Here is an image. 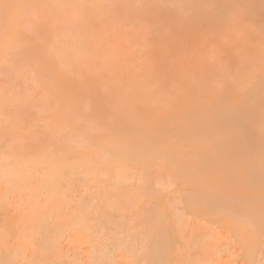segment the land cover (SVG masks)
<instances>
[{"label": "bare ground", "instance_id": "obj_1", "mask_svg": "<svg viewBox=\"0 0 264 264\" xmlns=\"http://www.w3.org/2000/svg\"><path fill=\"white\" fill-rule=\"evenodd\" d=\"M40 1L44 3L45 0H0V74L10 75L9 70L14 68L12 73L16 76L11 74L10 77L16 78L19 74L17 78L20 79L21 75L34 70L35 73L30 71L29 76L35 77L52 99L49 104L40 107L41 111L47 112L46 117L42 116L45 112L41 114L39 110L42 117L34 121L32 116L27 117L28 114L22 111L26 117L23 121L21 116L18 121H23L21 125L17 123V126L12 125L14 129L11 126L7 128L10 121L6 120L7 125L4 126L6 133L9 130V134H14L19 141L27 138L29 142L25 143L26 139L20 142L23 144L0 141V183H3L0 188V215H5L0 221V264H13L18 256L21 258L17 260L21 259L22 264H138L143 259L147 260L146 264L150 261L168 264L170 253L171 258L178 255L175 244L181 243L185 247L192 242H187L190 239H193V247L196 246L194 251L190 247L192 249L188 254L195 260H190V264H221L224 258L217 247L219 242L216 244L219 240H215L219 239L218 234L210 239L208 233L213 231L215 225L212 224L218 226L226 221L235 222L229 223L240 230L238 235L235 233L237 237L234 239L242 250L241 264H264V0H58V5L55 3L56 6L50 10L48 5V10L46 8L48 2L41 6ZM109 2L116 5L112 7ZM48 4L50 8L53 5L51 2ZM28 6L35 10L34 15L37 14L41 21L36 23L42 32L39 38L44 41L35 42L37 46L33 43V39L37 38L34 34L39 32L37 24L31 25L37 31L33 37L30 36L32 40L29 36L24 38V34L32 32H28L30 27L25 28L24 22L30 20L31 24L34 19L30 15L27 18L30 13ZM34 7H39V12H43V7L47 13L53 11L49 15L44 12L42 16L47 14L50 18L52 13L58 15L56 19H51L55 23L64 22L63 26L59 25L61 30L57 27L63 38L56 33V27L52 28L53 22L47 16L41 17ZM106 7L115 10L109 9L112 14L115 13L110 18ZM103 16L108 19L107 22L113 21L114 26H109L111 23L104 18L101 20ZM40 17L48 20L42 23ZM101 21L104 23L101 24ZM131 22L134 28L129 27ZM101 25L108 27L107 30ZM105 30L111 31V34ZM103 33L112 35L107 36L108 40L111 38L110 46L104 42L106 38L103 36L106 35ZM52 34H57L62 40L66 35L76 36L77 41L82 34L89 38L73 44L72 49L60 39L64 43L56 41L59 44L55 43L53 50V41L59 38L55 36V40L50 41ZM61 44L67 48L63 45L66 49H62ZM78 45V51L75 48L73 52V46ZM39 46L40 50L37 49ZM135 47H138L137 51L128 53L127 50ZM33 49L39 51L34 50V53ZM102 49L103 54L107 51L104 56L101 51L100 55L97 53ZM67 50H72V53ZM54 52L57 55L60 53L61 58L53 59ZM10 53L30 60L26 62L29 67L24 61L26 66L22 64L25 68L22 66L21 71L27 69V73H18V68L22 69L19 67L21 59H9L13 57ZM91 53H97L95 58L101 55L102 58L92 61L90 68L84 67L89 63L85 59ZM65 58L72 64H67ZM82 58L86 63H81L84 70L82 65L78 67V60L82 62ZM12 60L16 62L13 64ZM35 61L43 63L30 66V62ZM65 63L69 65L66 68L75 65L73 71L70 68L67 72ZM8 78L7 83L0 80L10 87L15 78H10V83ZM101 85L104 92L99 93L97 88ZM3 86L0 85V94L4 91L2 95L7 89L3 90ZM15 86L11 89L14 90ZM2 95L0 98H3ZM31 101L23 102L32 107ZM0 104L1 109L3 103ZM17 106L21 108V105ZM80 118L97 119L104 126H100L102 130L100 128L99 134L93 135L92 139L86 136L89 146L72 140L79 131H86V124L83 129H78L82 126ZM66 128L73 135L71 141L65 139L62 133L60 135L61 130ZM205 157L210 164L208 159L205 161L207 164L204 163ZM130 170L135 174V180L141 181L136 187L144 195L141 198L149 202L150 217H156L142 228H131L135 231L121 226L119 222H126L115 218L114 206L109 200L100 198L99 204H85L80 198L81 190L91 179L92 182L95 179L113 187L116 183V198L111 199L123 201V182L130 180L128 178L131 177L127 178ZM227 170L229 173L236 171L233 179L230 176L229 180L226 178L229 174ZM169 179L171 184L176 183L175 191L184 199L183 209L189 216L193 214L195 220L199 218L203 222L206 218L204 224L210 222L212 228L210 225L207 229L205 225L204 228L201 224L196 225L194 220L196 229L194 227L191 231L192 234L196 231L194 236L189 231V236L188 232L187 236L182 232L186 240L180 239L178 222L174 219L172 204L166 193L171 186ZM25 191L29 192L25 199L27 207L11 210L13 197H20ZM218 194L231 201L236 198L234 203L237 202L229 205L231 201L226 200L229 203L226 205L223 202L225 199L222 198V203ZM7 210L16 211L12 215ZM144 210L139 207L133 213L136 217L133 219L143 221ZM67 232L69 243L77 252L85 245V260L77 252L81 259L67 254L68 250L63 245ZM142 233L147 236L146 246H143L146 250L138 254V243L143 242ZM165 245H168L167 249L173 246V253L170 249L167 257L161 255ZM183 262L186 263V260ZM174 263L171 261L170 264Z\"/></svg>", "mask_w": 264, "mask_h": 264}, {"label": "rangeland", "instance_id": "obj_2", "mask_svg": "<svg viewBox=\"0 0 264 264\" xmlns=\"http://www.w3.org/2000/svg\"><path fill=\"white\" fill-rule=\"evenodd\" d=\"M56 1H58V0H55V2H54V1L52 2V0H47V1L45 0L44 3H42V1H40V2H41V4H42L41 6L45 5L46 2H48V3L51 2V4H53V5H51V8H50V4H48V3L46 4V6H47V5L49 6V10H50V9H53L52 6H54V5L56 6V4L58 5L59 2H56ZM128 1H130V0H128ZM61 2H63V0H61ZM107 2H108V1H107ZM110 2H112V1H110ZM110 2H109V4H111ZM134 2H135V1H134ZM55 3H56V4H55ZM115 3H116V2H115ZM113 5H116V4H113ZM113 5L111 4L110 6L113 7ZM132 5H134V4H132ZM48 6L46 7L47 10H48ZM29 7H30V6H28V10H30V13L28 12V17H27V18L29 19V15H30V18H31V16H32V18H34V19H32V21H31L32 23H31V24H29V23H30V20L28 21V23H27V22H24V25H25V26H24V25H22V26H24L25 28H26V27L33 28V26H31V25H32L33 23L36 25V24H37L36 22H37V20H38V18H37L38 16H36L37 14L34 15V13H35L34 11H35V10H33L32 7H30V9H29ZM108 7H109V6H108ZM34 8H36L37 11H38V8H39V7H34ZM40 8H41V7H40ZM46 8H45V7H43V9L41 8V9L43 10V12H41V11L39 12V11H38V12L40 13L41 17L47 16V14L49 15L51 12H53V11H51V12L49 11V13H47L48 11H47V12L45 11ZM106 8H107V7H106ZM110 8H111V7H110ZM110 8H107L106 10H109ZM44 9H45V10H44ZM111 9H112V8H111ZM111 9H110V10H111ZM106 10H105V12L107 13ZM110 10H109L110 13L108 12V15L110 14L109 18L115 14L114 12H113L114 14H112ZM112 10H113V9H112ZM113 11H115V10H113ZM32 12H33V13H32ZM38 12H37V13H38ZM44 12H46L47 14L44 15V16H42V13H44ZM58 13H59V12H58ZM44 14H45V13H44ZM116 14H117V13H116ZM33 15H34V16H33ZM51 15L54 16L53 13H52ZM104 15H105V14H104ZM117 15H118V14H117ZM35 16H36V17H35ZM53 16H51L50 18H49V16H47V17L49 18V20H51V22H53L52 24H54V25H53L54 27H52V24H51V22H50V26H51L52 28H54V29H55V27H56V31L58 30V28H59V30H61V27H59V25H60V23H61V25L63 26L64 24H62V23H64V22H63V21H59V22H58L59 24H58L57 22L55 23V21H54V20L52 21L51 18H55V19H56V17H57L58 15L56 14L54 17H53ZM41 17H40V18H41ZM106 17H108V16L106 15ZM116 17H117V16H115V18H113V20L116 19ZM44 18H46V17H44ZM44 18H41V19H43V20H42V21H43L42 23H44V21L46 20V19H44ZM102 18H104V16L101 17V20H102ZM28 19H26V20H28ZM117 19H118V18H117ZM26 20H25V21H26ZM34 20H36V21H34ZM47 20H48V19H47ZM47 20H46V21H47ZM104 20H106V22H107L108 19H107V18H106V19L104 18ZM109 20H110V19H109ZM33 21H34V22H33ZM39 21H40V20H38V22H39ZM57 21H58V20H57ZM115 21H117V20H115ZM48 22H49V21H48ZM101 22H102L101 24L104 23L103 21H101ZM106 22H105V23H106ZM112 22H113V21H112ZM112 22H111V20H110V22L108 21L107 23H111V24H112V25L110 24L109 26H114V24H113ZM25 23H27V26H26ZM39 23H41V21H40ZM45 23H46V22H45ZM107 23H106V24H107ZM57 24H58V25H57ZM44 25H45V24H43V26H44ZM46 25H47V23H46ZM48 25H49V24H48ZM48 25H47V26H48ZM130 25L133 26V28H134V25L132 24V22H131V24H129V27H131ZM38 26H39V25L37 24V29L39 30L38 33H40V34H38V33L34 34V35H37V36H35V38H36V37L39 38V35H40V37H42V35H41L42 32H40V29H39ZM50 26H49V27H50ZM101 26H104V25H101ZM106 26H107V25H106ZM24 27H23V29H25ZM34 27L36 28V26H34ZM41 27H42V25H41ZM51 27H50V28H51ZM57 27H58V28H57ZM30 28H27L28 32H29L30 30H32V32H31V31L29 32L30 34L27 32V30H26V31L24 30V32H26V33H28V34H24V33H23V34H24V38H25V39L28 38V36H29V39L32 40L31 37H33V33H34V32H37V31H35L34 28H33V29H30ZM44 28H46V27L44 26L43 29H42V28H41V29L45 32ZM52 28H51V30H53L52 32L54 33V29H52ZM104 28L107 30L108 27L106 28V27L104 26ZM111 28H112V27H111ZM127 28H128V27H127ZM127 28H126V32L129 30V29L127 30ZM23 29H22V30H23ZM42 30H41V31H42ZM59 30H58V31H59ZM106 30H105V31H106ZM109 30H110V29H109ZM109 30L106 31V33L109 32ZM111 30H112V29H111ZM133 30H134V29H133ZM58 31H57L56 33H58ZM22 32H23V31H22ZM109 33L111 34V31H110ZM127 33H128V32H127ZM54 34H55V33H54ZM58 34H61L60 37L63 38V37H62V35H63L62 32H60V33H58ZM67 34H69V33H67ZM103 34H104V33H103ZM107 34H108V33H107ZM129 34H130V33H129ZM31 35H32V36H31ZM49 35H50V34H49ZM82 35H83L84 37H83ZM82 35H81V36L79 35L80 38L82 37V39L79 38V40H80V41L78 40L79 42L76 40V39H77L76 36L72 37L73 35H71V36H69V37L66 35L67 37L64 36V39H63V40L66 41V42L71 46V47H69V45H67V43H65V44L68 46V48H69V49H70V48L72 49V45H73V44H76V45H77V44L83 42L84 38H85L84 41H86L87 38H89V37H87V36L84 35V34H82ZM104 35H106V34H104ZM22 36H23V35H22ZM25 36H26V37H25ZM30 36H31V37H30ZM44 36H46V35H44ZM44 36H43V37H44ZM53 36H54V35L52 34V37H53ZM55 36H56L57 38H59V39H58V40H57V39L55 40V38H56ZM55 36H54V38L50 37V41H51L52 39L55 40V41H53L54 43L52 42L53 45H52V43L50 44V45L53 46V47L50 46L51 48H53V50L55 49V47H54V46H55V45H54L55 43H57V44H59V43H64V42H61V41H63V40H62L57 34H56ZM107 36L111 37L112 35H106V36H103L104 39L106 38V41L104 40V42L107 43V44L110 46V44H109L110 42H109V41H110L111 38L108 37V38H109V40H108V39H107ZM46 37H48V36H46ZM77 37H78V36H77ZM86 37H87V38H86ZM128 37H129V36H128ZM128 37H127V38H128ZM37 38H36V39H33V40H35L33 43H35V42H40V43H41V42H42V40H43L42 38H39V39H37ZM44 38H45V37H44ZM127 38H125V39H127ZM21 39H22V38H21ZM60 39H61V41H59ZM102 39H103V38H102ZM40 40H41V41H40ZM47 40H48V39H47ZM81 40H82V41H81ZM107 40H108V41H107ZM129 40L131 41L130 38H129ZM129 40H127V41H129ZM29 41H30V40H29ZM43 41H44V40H43ZM56 41H59V43L56 42ZM75 41H76V43H75ZM100 41H101V38H100ZM22 42H23V41H22ZM31 42H32V41H31ZM31 42H30L29 44H31ZM102 42H103V41H102ZM102 42H101V43H102ZM124 42H125V41H124ZM46 43H47V41H46ZM105 43H102V44L105 45ZM128 43H129V42H127V44H128ZM131 43H132V41H131ZM131 43H129V44H131ZM25 44H26V43H24V45H25ZM37 44H38V43H37ZM47 44H48V43H47ZM47 44H45V45H47ZM127 44H126V48L128 47ZM133 44L135 45V43H133ZM35 45H36V43H35ZM39 45H41V44H39ZM42 45H43V44H42ZM63 45H64V44H63ZM63 45L61 44L62 49H66L67 46L64 45V47H66V48H64ZM80 45H81V44H80ZM80 45H78V46H76V47L73 46V52H74V49H75V48H76L77 51H78V48H77V47H80ZM21 46H22V45H21ZM36 46H37V45H36ZM136 46H138V45H136ZM22 47H23V46H22ZM28 47H29V46H28ZM33 47H35V46H33ZM58 47H59V45H58ZM103 47L105 48V46H103ZM138 47H139V46H138ZM138 47H137V48H138ZM20 48H21V47H20ZM29 48H30V47H29ZM56 48H57V46H56ZM106 48H107V45H106ZM106 48H105V49H106ZM126 48H125V49H126ZM137 48L135 47V49H133V50H127V51H129L128 53H131V54H132V52H130V51H133V53H134V52H135L134 50L137 51ZM139 48H140V47H139ZM26 49H27V48H26ZM31 49H32V48H31ZM37 49L40 50V46H39ZM100 49H101V48H100ZM130 49H132V48H130ZM34 50H35V52H38V51H39V50L36 51V49H33V52H34ZM56 50H57V49H56ZM19 51H21V50H19ZM22 51H24V49H23ZM67 51H70V50H67ZM71 51H72V50H71ZM71 51H70L69 53H72ZM100 51H101V53H102L103 49H102V50H98L97 53H98L99 55H100V53H99ZM104 51H105V50H104ZM28 52H29V51H28ZM35 52H34V53H35ZM52 52H53V51H52ZM56 52H58V51H56ZM56 52H54L55 55H54V58H53V59H57V57L60 55V53L57 55ZM24 53H25V52H24ZM24 53H23V54H24ZM50 53H51V52H50ZM89 53H90V52H89ZM89 53H88V54H89ZM97 53H91V54H93L92 57L94 56V54H97ZM106 53H107V51H105V54L102 53L103 56L106 55ZM10 54H11V53H10ZM10 54H9V55H10ZM15 54H16V53H15ZM17 54L19 55L18 51H17ZM27 54H28V55H31V53H27ZM51 54H52V53H51ZM91 54L88 55V57H87V55H83V56H86V57H87V59H85V62L87 63V62L89 61L88 64H86V63L84 62V60H83L84 58H82V62H81L80 60H78L80 64L77 63V66H78V64H79L78 67L80 68V65H82L81 63L84 62V64H86V66H84V64H83V65L81 66V68L83 69L84 67H88V66L92 63V61H97L99 58H100V59L102 58V55H101V57H100V56H97V57H98V59H97V57L95 58V56H96V55H95V56L93 57V60H92V59H90ZM9 55H7V56H9ZM11 55H13V57L10 56L11 58L8 57L9 59H12V58H14V59H15V58H18V59H19V58H20V59H21V61H20L21 64L19 63V67H20V68H22V66H23L22 64H24V62H25V64H26L27 61H30V60H28L27 58L21 57V55H20V57H19V56L17 57L16 55L14 56V53H12ZM33 55H34V54H33ZM38 55H39V54H38ZM7 56H6V58H7ZM26 56H27V55H26ZM31 56H32V55H31ZM33 57H34V56H33ZM35 57H37V56L35 55ZM52 57H53V56H52ZM55 57H56V58H55ZM86 57H85V58H86ZM92 57H91V58H92ZM29 58H30V57H29ZM39 58H40V57H39ZM48 58H50V54H49V57H48ZM60 58H61V56H59V59H60ZM67 58H68V57H67ZM9 59H7V60H8L7 62H9ZM14 59H13V60H14ZM59 59H58V60H59ZM65 59H66V58H65ZM69 59H72V58L70 57ZM95 59H97V60H95ZM100 59H99V60H100ZM13 60L10 61V62H13V64H14V62H16V61H13ZM34 60H35V58H34ZM34 60H33V61H34ZM37 60H38V59H37ZM41 60H42V59H41ZM86 60H88V61H86ZM99 60H98V61H99ZM23 61H24V62H23ZM66 61H67V59H66ZM66 61H65V62H66ZM78 61H75V62H78ZM90 61H91V62H90ZM7 62H5V63H7ZM18 62H19V60H17V63H16L17 65H18ZM38 62L40 63L41 61H38ZM38 62H37V61H35L34 63L30 62L31 65H30V64H29V65L32 66V65L34 64V65L36 66L37 64H35V63H38ZM68 62H70V61H67V64H69ZM71 62H73V59L71 60ZM41 63H43V62H41ZM3 64H4V63H3ZM9 64H11V65L13 66L12 63H9ZM16 64H15V65H16ZM25 64H24V65H25ZM63 64H64V63H63ZM63 64H62L61 67H63ZM67 64L65 63V66H64L65 69H68L67 72L69 71L70 68H71V70H72V68L75 66V65H73V66H70V67L66 68V66H69V65H71L72 63H70L69 65H67ZM6 65H7V64H6ZM17 65H16V66H17ZM26 65L28 66V64H26ZM26 65H25V66H26ZM92 65H93V64H91V66H92ZM2 66H3V65H2ZM7 66H8V65H7ZM7 66H6V67H7ZM25 66H23V68H25ZM83 66H84V67H83ZM91 66H89V68H90ZM4 67H5V64H4V66H3V69L5 70ZM10 67H11V66H10ZM10 67H9V68H10ZM13 67H14V66H13ZM17 67H18V66H17ZM28 67H29V66H28ZM64 67H63V68H64ZM1 68H2V67H1ZM9 68H8V70H9ZM23 68H22V69H19V68H18V73H19V71L21 72V74H22L23 72H25V73L28 72V71H26L27 69L24 70V71H21V70H23ZM35 68H36V67H35ZM63 68H60V69L62 70ZM3 69H2V71H1V73H3ZM10 69H12V68H10ZM13 69H14V68H13ZM13 69H12V70H13ZM15 69L17 70V68H15ZM29 69H30V68H29ZM65 69H64V70H65ZM86 69H88V68H85V70H86ZM103 69H104V68H103ZM12 70H9V71H11V72L8 71V72L10 73V75H9L8 73H6L7 75H6L5 73H3L4 76L6 75L5 77L2 76V74H0V75L3 77V78H2V77L0 76V79H2V81L4 80V81L6 82V80H7L6 77H7V78L9 77L8 79H9V83H10V78H11V80H12L13 78H15V77H13V78L10 77L11 74H12V76H16L15 73H14V74L12 73ZM16 70H14V71H16ZM71 70H70V71H71ZM83 70H84V69H83ZM5 71H6V70H5ZM5 71H4V72H5ZM30 71H31V70H30ZM30 71H29V72H30ZM72 71H73V70H72ZM72 71H71V72H72ZM100 71H101V69H100ZM100 71H99V72H100ZM29 72L27 73L28 75H27V74H24L25 76H24V75H23V76L21 75V77H19L20 79L17 78L18 76H20V75L18 74V76L16 77L18 80H17L16 78H15V80L13 79L14 81H13V83L11 82L12 85H11L10 87H7V85L5 86V84H6L7 82H6V83H3V82L0 80V83H1L0 85H1V87L3 86L2 84H4L3 87H5V88H2L3 90L6 89V88H7V89L9 88L8 90H10L11 88L13 89V85L16 84V86L14 87V90L11 89V91H8V90L6 89V93L3 94V95H2V93H3L4 91L2 90L3 92H1V94H0V96H1V95L3 96V98H2V97L0 98V103H3V104H2L3 106L1 107L2 110H1V109H0V110L2 111L3 114H4V113H7V114H4V115H5V116H4V115H1L2 113L0 112V119H2V120H0V123H2V124H1L2 126L0 127V139H2V140H0V141H2V142L4 141V142H12V143H15V142L17 141L16 144H19L21 141H24L25 139H26V140H25L26 142L24 141L25 143H28V142H29V139H27V138H22L23 140L20 139V141H19V139H17L16 137L13 136L14 134H13V135H12L11 133H10L11 135L9 134V130H8L7 133H8L11 137H9V135H6V134H7V133H6V128L4 127V126L7 125L6 120H7V122L10 121V122H8L9 124H8L6 127L8 128V127L11 126V127L14 129V128H15V127H13L14 125L17 126L18 124H19V125L22 124V122L24 121L23 119L26 117L27 114H28L27 117H28V116H32L31 119L33 118L32 120H34V121H36V120H37V121L40 120V118H41L42 116L46 117L47 112H45V111H41L40 107L43 108L44 105H47V104H49V103L52 101L51 97L49 98V96H51V95H49L48 93H46L47 91H43V88H42L43 86L40 85V83L38 84V81L36 80L35 77H33V78H32V76L30 77V76H29V74H30ZM31 72H32V74L35 73L34 70L31 71ZM61 72H62V71H61ZM63 72H64V74H66L65 71H63ZM32 74H31V75H32ZM67 74H69V73H67ZM91 74H92V73H91ZM95 74H96V73H95ZM99 74H100V73H99ZM8 75H9V76H8ZM96 75H97V74H96ZM93 76H95V75L93 74ZM22 77H23V78H22ZM4 78H5V79H4ZM34 78H35V79H34ZM19 80H20V81H19ZM21 80H23L24 83H23ZM24 80H25V81H24ZM17 81H18L19 83H17ZM15 82H16V83H15ZM20 82H21V83H20ZM14 83H15V84H14ZM8 85H9V84H8ZM17 85H18V87H17ZM19 85H20V87H19ZM24 86H25L26 88H25ZM1 87H0V88H1ZM21 87H23V88H21ZM101 87H102V88H101ZM101 87H98V88H97V91H98L99 93L104 92V86L101 85ZM15 88H16L17 90H16ZM31 88H32V90H31ZM99 88H100V90H99ZM19 89L22 90V91H20L21 94L23 93L22 95L20 94V96H19V93H20V92H18ZM27 89H28V90H27ZM15 90H16V91H15ZM25 90H27V91H25ZM29 90H30V91H29ZM0 91H1V90H0ZM15 92H16L17 94H14ZM28 92H29V93H28ZM30 92H31V93H30ZM45 93H46V94H45ZM6 94H7V95H6ZM26 94H27V95H26ZM28 94H29V95H28ZM16 95H18L19 97L16 96ZM23 95H24V96H23ZM30 95H31V96L34 95V97H33V96L31 97ZM4 96H5V97H4ZM25 96H26V97H25ZM15 97H16V98H15ZM28 97H30V99H29V100H26ZM22 98H23V100H22ZM24 98H25V99H24ZM32 98H33V99H32ZM9 99H11V100H9ZM40 99H43V100H40ZM46 99H48V100H46ZM49 99H50V100H49ZM3 100H4V101H3ZM19 100H20V101H19ZM21 100H22V101H21ZM31 100H32V101H31ZM33 100L35 101L34 104H33ZM23 101H25V102H26V101H28V102L31 101V102H32L31 105H33V106L31 107V106H29L30 104L27 105L28 102L25 103V102H23ZM42 101H43V102H42ZM45 101H46V102H45ZM47 101H48V103H47ZM49 101H50V102H49ZM17 102H18V103H17ZM39 102H40V103L42 102V103L40 104ZM23 103H24V106H23ZM38 103H39V104H38ZM4 104H6V105H4ZM14 104H15V105H14ZM18 104H19V106L21 105V108H19V107L17 106ZM25 104L27 105V108H26V105H25ZM37 104H38V105H37ZM42 104H44V105H42ZM0 106H1V104H0ZM14 106H16L17 109H16ZM34 106H35V107H34ZM22 107H23V108H22ZM37 107H38V108H37ZM28 108H30V109H28ZM86 108H87L88 111H89V108H88V107H86ZM3 109H5V111H4ZM34 109H35V111H34ZM26 110H28V111H26ZM39 110H40L41 114H42V112H45V113H43L42 116H40L41 114H40ZM6 111H7V112H6ZM22 111H24V112L26 113V115H25V113L22 112ZM16 112H17V114H16ZM18 112H19V113H18ZM21 112H22V114H21ZM10 113H11V114H10ZM29 113H30L31 115H30ZM34 113H35V114H34ZM38 113H39V114H38ZM37 114H38V115H37ZM44 114H45V115H44ZM6 115H7V116H6ZM8 115H9L10 118H12V119H10V118L7 119L6 117H8ZM17 115H19L20 118H19V116L17 117ZM23 115H25V116H23ZM14 116H15V117H14ZM21 116H22V120H23V121H22V122L20 121V123H21V124H20L18 121L21 119ZM34 116H35V117H34ZM23 117H24V118H23ZM44 117H43V118H44ZM4 118H6V119H4ZM14 118H16V120H15ZM18 118H19V119H18ZM29 118H30V117H29ZM29 118H28V119H29ZM9 119H10V120H9ZM17 119H18V120H17ZM31 119H30V120H31ZM82 119H83V118H82ZM82 119L80 118L81 121L79 120V122H82V124L80 123L82 126L79 127L78 129H79V130H80V129H83V127L85 126V124H86V126H87L88 128L86 127V131H85V130H83V132H82V131H81V132L79 131V133L77 134L78 136L76 135L78 138L75 137L76 139L74 138V139H72V140H74L73 142L76 141V142H75L76 144H81V145L84 144V145L89 146L88 139H87L86 136L89 135L88 138H89V139H92V136H93V135L96 136V134L98 135L99 132L102 130L101 127H104V126H103L102 124H100V123H101L100 121H99V123H98V122L96 121L97 119L95 120L96 122H95L94 120H90V119H87V120H86V119H83V120H82ZM3 120H5V121H3ZM11 120H12V121H11ZM13 120H14V121H13ZM128 120H129V119H128ZM84 121H85V122H84ZM86 121H87V122L90 121V122L87 123ZM131 121H132V120H131ZM4 122H5V124L3 125ZM94 122H95V123H94ZM11 123H12V124H11ZM15 123H16V124H15ZM17 123H18V124H17ZM89 123H90V124H89ZM87 124H88V125H87ZM98 124H100V125H98ZM12 125H13V126H12ZM100 126H101V127H100ZM3 127H4V129H3ZM11 127H10V128H11ZM1 128H2V130H3L4 132L1 130ZM10 128H9V129H10ZM100 128H101V130H100ZM66 129H67V131H66ZM66 129H64L65 131L62 129L63 132H62V130H61L60 135L63 134V137H64L65 139L71 141V138H73V137H72L73 135H71L72 133H69V130H70V129H69V130H68V128H66ZM104 130H105V128H104ZM14 131H15V130H14ZM14 131H11V132L14 133ZM106 131H107V129L105 130V132H106ZM70 132H71V131H70ZM61 133H62V134H61ZM80 133H81V134H80ZM85 134H86V135H85ZM3 135H4V136H3ZM65 136H66V137H65ZM70 136H71V137H70ZM15 138H16V139H15ZM69 138H70V139H69ZM93 138H94V137H93ZM8 139H9V141H8ZM12 139H14V140H12ZM11 140H12V141H11ZM27 140H28V142H27ZM86 141H87V142H86ZM84 142H85V143H84ZM25 143H24V144H25ZM82 143H83V144H82ZM87 143H88V144H87ZM20 144H23V143H20ZM88 148H89V147H88ZM207 159H208V158L205 157V159H204V163H205V164H207V163L205 162ZM210 159H211V158H210ZM207 162H208V164H210L209 159L207 160ZM203 166H204V165H202V167H203ZM234 168L237 169L238 166H237V167L235 166ZM230 169L232 170V168H230ZM230 169H229V171H230ZM238 169H239V168H238ZM238 169H237V170H238ZM131 170H132V169H131ZM131 170H130V171H131ZM233 170H235V169H233ZM126 171H127V170H126ZM130 171H129V172H130ZM229 171L227 170L228 173H229ZM133 172H134V171H133ZM231 172H232V171H231ZM231 172H230L229 174H227V175L225 174V175H226V178H227L228 176L231 177V178L228 177V180H229V178H230V179H233V178H232V177H233V173L236 172V171H233V172H232V175H231ZM127 173H128V171L126 172V174H127ZM130 173H132V171H131ZM130 173H129V174H130ZM129 174L127 175V178H128V176L131 177V178H128V180L130 179L132 182H131L130 180H129V181H126V182H123V187H122V189H123V191H124V194H123L124 197H123V201H121V202H124L123 204H122L120 201H115V199H114V198H116V197H114V195H115L114 193L116 192L115 190H116V186H117L116 183H115V187H113L114 185H111V184H108V183H101L100 181H99V182H100V183H99V182L95 181V179H93V182H92V179H91V180H90V183H89V184L87 183V185H85V187L81 190L82 192H81V194H80V198L84 201V203L86 202L85 204H87L88 202H90L91 204H92V203L95 204L96 202H98V204H99V203H100V202H99L100 198H102V199H107V200H109L110 203L112 202V204H113V206H114L113 211H114V216H115V218H119V221L121 220V221H123V222H126V223H123V224H122V222H119V221H118V222L121 224V226L125 225L124 227H127L128 229H129V228H130V229H131V228H133V229L135 228V229H136V228H140V226H141V228H142V226L144 227V224L147 223V221H152L153 218L155 217V215H153V218L150 217V215L152 216V213H151V212L149 211V209H148V208H149V202L146 203V202H147L146 199H145L144 197L141 198V196H144V195H142V193H140V192H141L140 189H137V187H136V186H138V184H139L141 181L139 182V180H137V179L135 180V177H134L135 174L132 173V174H130L131 176H130ZM132 176L134 177V179H133ZM155 176L157 177V175H155ZM234 178H236L235 175H234ZM157 179H158V178H157ZM157 179H156V180H157ZM96 182H97V183H96ZM128 182H129L130 184H129ZM170 182H171V179H169V183H170ZM98 183L100 184V185H98L99 188H97L98 186L96 185V184H98ZM125 183H128V185L125 186ZM174 183H175V182H173L172 184L170 183L171 186L169 185V189H167L166 193L168 192L167 195H169V196L171 195L170 197L168 196V198H169L168 201H169L170 205L172 204L171 206H172V209H173L172 211L174 212V214H173V215H174V219H175L176 222H178L177 226H178V229H180V230H179V235H180V237H181L180 239H182V240L184 241V238H185V237L183 238V236H182V235L184 234V232H185V234H184L185 236H187V235L189 236V232H191V231L193 232V229H194V227H195V229H196V225H197V224H201V226H203V228H204V225H205V228H206V229L209 227V225H210V228H212L213 226L211 227V224H209L210 222H206V224H208V225L204 224V222L206 221V218H204L205 220L203 219L204 222L202 221L201 218H200L201 220H199V218H198V220H197V218H196V220H195V217H196L195 215H194V217H192L193 214H192V215L190 214V216H191V217H190V216H189V213H187V211L183 209V207H185V206H184L185 203H184V201H183L184 199H182V197L179 196L178 192L175 191V190H176V189H175V188H176V185H174ZM135 184H137V185H135ZM175 184H176V183H175ZM95 185H96V186H95ZM109 185H110V186H109ZM2 186H3V183H0V188H1ZM108 186H109V187H108ZM127 186H128V187H127ZM102 187H104V188L102 189ZM110 187H111V188L113 187V188L111 189ZM126 187H127V189H126ZM134 187H135V188H134ZM97 189H98V192H99V193L96 192ZM110 189H111V190H110ZM132 189H133V190H132ZM113 190H114V191H113ZM127 190H128V191H127ZM101 191H103V193H102ZM109 191L112 192V193H110ZM138 191H140V192H138ZM28 193H29V192H26V191H25V192H22V195H20V197H13V200H12V201H13V202H12V206L10 207L11 210H13V209H15V208H18V209H19V207H21V209H25V208L27 207V205L25 204V201H26L25 199L28 197ZM101 193H102V194H101ZM95 194H96V195H95ZM104 194L107 195V197L105 196V198H103V197H104V196H103ZM108 194H109V195H108ZM110 194H112V195L110 196ZM132 194H133V195H132ZM140 194H141V195H140ZM97 195H98V196H97ZM126 195H128V196H126ZM172 195H173V196H172ZM221 195H222V194H220V195L218 194V196H220V198H221V202H222V198H224L225 196L223 195V197H222ZM94 196H95V197H94ZM102 196H103V197H102ZM108 196H110V197L108 198ZM133 196H134V197H133ZM96 197H98V198H96ZM112 197H114V198L111 199ZM128 197H129V198H128ZM90 198H91V199H90ZM93 198H94V199H93ZM89 199H90L91 201H90ZM92 199H93V200H92ZM98 199H99V200H98ZM102 199H101V200H102ZM110 199H111L112 201H110ZM124 199L126 200V202L124 201ZM180 199H181V200H180ZM202 199H203V198L201 197V199H199V200L201 201ZM224 199H225V201H223V202H224L225 204L227 203L226 205H228V204H229L228 202L231 201V199H230V200H228V199H226V198H224ZM224 199H223V200H224ZM233 199H234V198H233ZM82 200H81V201H82ZM94 200H95V201H94ZM97 200H98V201H97ZM101 200H100V201H101ZM117 200H118V199H117ZM226 200H228V202H227ZM235 200H237V199L235 198L234 200H232L231 203H230L229 205L235 204V203L237 202V201H236V202L234 203ZM83 201H82V202H83ZM171 201H172V202H171ZM223 202H222V203H223ZM90 203H89V204H90ZM183 203H184V205H183ZM96 204H97V203H96ZM124 204H125V205H124ZM18 205H19V206H18ZM142 205H143V206H142ZM139 207H140V208L143 207V209H145V210L142 212V216L144 215V216H143V218H144L143 221H141V219H140V221H136L135 219H133V218H136V217H134L135 215H133V213H136V211L139 209ZM7 211L9 212V214H12V215H13L14 212H15L16 210H15V211H12V212L9 211V210H7ZM147 211H149L151 214H149V212H147ZM176 211H177V212H176ZM254 215H255V214H254ZM188 216H189L190 218H189ZM231 216H232V214H231ZM2 217L4 218L5 215H0V221L3 220ZM148 217H149V218H148ZM150 218H151V220H150ZM155 218H156V217H155ZM179 218H180V219H179ZM132 219H133V220H132ZM148 219H149V220H148ZM177 219H178V220H177ZM192 220H193V222H192ZM194 220L196 221V225H195V226H193V224H195V223H194V222H195ZM134 221H136V222H134ZM145 221H146V222H145ZM197 221H201L202 223H198ZM141 222H142V223L144 222V223L142 224ZM229 222H232V221H229ZM229 222L226 221V222H225L226 224H225V223H223V224L221 223L220 225H218L219 227L217 226V224H212V225H215V226L213 227V229H212L213 231L210 229V230L212 231V233H211V231H209L212 235L208 233V230L206 231V233H208V237H209L210 239L216 238V237H214V236L218 234L217 237H219V239L216 238L215 240H219V241H216V244L219 242V243L217 244V247L219 246L218 249L221 250V253H220V254L222 255V259L224 258V259L222 260L223 262H222L221 264H224V261H225V264H241L242 261H243L242 254H241V253H242V252H241L242 250H240L241 248L239 247V244H238L237 241L234 239V237H235V233L238 235L237 232H240V230H239V228H238V229H234V227H233L234 225L231 226V225L234 224L235 222H232V224H230ZM134 223H136V224H134ZM138 223H139L140 225H139ZM181 223H182V224H181ZM227 223H228L229 225H228ZM137 224H138V225H137ZM147 224H148V223H147ZM181 225H182V226H181ZM191 225H192V226H191ZM227 225H228V226H227ZM130 226H131V227H130ZM132 226H134V227H132ZM137 226H139V227H137ZM145 226H146V225H145ZM216 226H217V227H216ZM223 226H224V227H223ZM229 226H231V227H230V230H228V229H229ZM181 227H182V228H181ZM192 227H193V228H192ZM235 227H236V224H235ZM165 228L168 230L167 232L169 233V229H168L167 227H165ZM165 228H163V230H164ZM216 228H217V229H216ZM226 228H227V229H226ZM231 228H232V229H231ZM236 228H237V227H236ZM143 229H144V228H143ZM166 229H165V230H166ZM181 229H182V230H181ZM131 230H132V229H131ZM165 230H164V232H165V234H166L167 232H166ZM214 230H215V231H214ZM238 230H239V231H238ZM105 231H106V230H105ZM132 231H135V230H132ZM188 231H189V232H188ZM227 231H228V232H227ZM235 231H236V232H235ZM182 232H183V234H181ZM187 232H188V234H187ZM192 232H191V234H192ZM233 232H234V235H233ZM98 233H100V232H97L96 234H98ZM168 233H167V234H168ZM195 233H196V231L194 232V234H195ZM215 233H217V234H215ZM142 234H143V235H142V236H143V239H142V240H143V242L145 243V240H146L145 238H146L147 236L145 237V233H142ZM186 234H187V235H186ZM191 234H190V235H191ZM194 234H192V235L194 236ZM192 235H191V237H192ZM237 235H236V237H237ZM97 236H99V235H97ZM66 237H67V238L64 240L63 245H64V247L68 250L67 254L69 253V255H71L72 257H74V256L76 255V252H77V251H76L74 245L69 243V242H70V241L68 240L69 232L66 233ZM236 237H235V238H236ZM192 238H193V237H192ZM185 240H186V238H185ZM191 240H192V242H191ZM215 240H213V241H215ZM140 242H141L143 245H142ZM140 242L138 243V244H139L138 251L140 250L138 254H140V252H142V250H144V247H143V246H146V243L144 244L142 241H140ZM187 242H189V243L191 242V243H190L191 245H190L189 243H187ZM187 242H186L187 245H188V244H189V245H188V246H185V247H182V246H181V243H176V244H175V251L178 253V255H177V257H175V255L173 256V258L175 257V260H174V261H173V258H171V253H170V252L173 253V251H172V250H173V246L169 247L171 250H170V249H167V247H168L169 244H168V245H165V246L162 248L163 250H161V255H166V257H167V256L169 255L168 253H170V255H169V257H168V258H169V260H168L169 263H168V264H170L171 261H172V263L175 262L174 264H186V263H187V264H190V263H189L190 260H192L193 262H194L195 260H194V259H191V258H192V257H191V254H188V253H190V250H191L192 248H194V249H192V251L196 250V246L193 247V245H192V244H193V239H190V241H187ZM140 244H141V245H140ZM179 244H180V246H179ZM84 246H85V245H84ZM84 246H83V249L78 250L79 252H77V254L79 253V256H80L82 259L84 258L83 260H85V258H86V256H87V255H86L87 253L85 252V247H84ZM142 247H143V248H142ZM165 247H166V248H165ZM186 247H189V249H187ZM190 247H192V248L190 249ZM145 248H146V247H145ZM164 248H165V250H164ZM145 250H146V249H145ZM145 250H144V251H145ZM169 250H170V252H169ZM188 250H189V251H188ZM179 251H180V252H179ZM80 252H81V253H80ZM163 252H164V253H163ZM185 252H187V253H185ZM142 253H143V252H142ZM162 253H163V254H162ZM191 253H192V252H191ZM167 254H168V255H167ZM184 254H185V255H184ZM186 254H187V255H186ZM229 254H230V255H229ZM189 255H190V256H189ZM76 256H77L79 259H81L78 255H76ZM188 256H189V257H188ZM227 256H228V257H227ZM190 257H191V258H190ZM17 258H21V257H20V256L16 257V258L14 259V261H13V264H22V263H21V259H18V260H17ZM186 258H187V259H186ZM188 258H190V259H188ZM142 259H143V258H142ZM176 259H177V260H176ZM181 259H182V260H181ZM15 260H16V261H15ZM145 260H146V259H143V262H140V263H141V264H142V263H145V262L147 261V260H146V261H145ZM184 260H186V263L183 262ZM196 260H199V259L197 258ZM22 262H23V260H22ZM150 262H151V263H150ZM150 262H148V264H154L153 261H150ZM140 263H138V264H140ZM145 264H146V263H145Z\"/></svg>", "mask_w": 264, "mask_h": 264}]
</instances>
